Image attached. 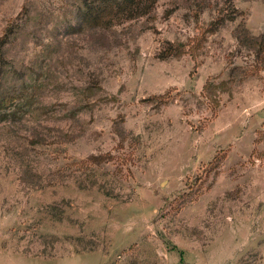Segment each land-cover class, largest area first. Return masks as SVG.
I'll list each match as a JSON object with an SVG mask.
<instances>
[{
	"label": "rangeland",
	"instance_id": "rangeland-1",
	"mask_svg": "<svg viewBox=\"0 0 264 264\" xmlns=\"http://www.w3.org/2000/svg\"><path fill=\"white\" fill-rule=\"evenodd\" d=\"M242 28L264 0H0V264H264Z\"/></svg>",
	"mask_w": 264,
	"mask_h": 264
},
{
	"label": "trees",
	"instance_id": "trees-1",
	"mask_svg": "<svg viewBox=\"0 0 264 264\" xmlns=\"http://www.w3.org/2000/svg\"><path fill=\"white\" fill-rule=\"evenodd\" d=\"M239 31L242 33V37L238 35V39H240L241 43L252 47V49L255 51L257 58L260 60L261 63L264 64V35H260L258 37H251L245 29H239ZM203 37L198 34L197 37L194 39V41L191 44V47L188 48L187 52L190 53L191 58L194 59L193 56V50L196 48V46L201 43ZM181 50V49H180ZM184 52V51H183ZM166 97V94L158 95L155 97L158 100H162ZM15 100V97L11 94H6L1 97L0 99V111L3 109H6L10 103H12Z\"/></svg>",
	"mask_w": 264,
	"mask_h": 264
},
{
	"label": "crops",
	"instance_id": "crops-1",
	"mask_svg": "<svg viewBox=\"0 0 264 264\" xmlns=\"http://www.w3.org/2000/svg\"><path fill=\"white\" fill-rule=\"evenodd\" d=\"M82 253V252H81ZM81 253H74L73 254V256H78V255H80ZM23 256H25V255H23ZM25 257H27V258H34V260H45V259H49V258H43V257H31V256H25Z\"/></svg>",
	"mask_w": 264,
	"mask_h": 264
}]
</instances>
